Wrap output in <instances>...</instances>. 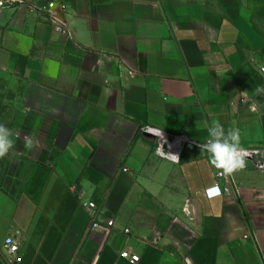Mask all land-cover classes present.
Segmentation results:
<instances>
[{"label":"crops","instance_id":"1","mask_svg":"<svg viewBox=\"0 0 264 264\" xmlns=\"http://www.w3.org/2000/svg\"><path fill=\"white\" fill-rule=\"evenodd\" d=\"M30 1L0 14V123L20 135L0 159V264H133L124 249L134 264H264V168L209 198L217 169L190 142L218 120L264 147V0Z\"/></svg>","mask_w":264,"mask_h":264},{"label":"clouds","instance_id":"2","mask_svg":"<svg viewBox=\"0 0 264 264\" xmlns=\"http://www.w3.org/2000/svg\"><path fill=\"white\" fill-rule=\"evenodd\" d=\"M256 95H264V87L256 88ZM256 110V105H253ZM208 138L199 147L201 152L209 154L210 163L218 170L219 175L227 179L235 173L246 168L247 157L250 153L241 146V130L238 127L229 126L225 129L218 120L213 121L207 127ZM15 137V138H14ZM20 139L18 132L0 123V159H3L16 146V141ZM36 141L33 136L24 137V147L31 150L35 147ZM172 159L178 161L176 155L171 154ZM210 195H220L218 187L207 190Z\"/></svg>","mask_w":264,"mask_h":264},{"label":"built area","instance_id":"3","mask_svg":"<svg viewBox=\"0 0 264 264\" xmlns=\"http://www.w3.org/2000/svg\"><path fill=\"white\" fill-rule=\"evenodd\" d=\"M21 6H28L33 9H38V10L41 9V7H39L34 2H31L30 0H0V14L8 8H18ZM46 13H47L46 14L47 20L58 32L71 35L72 30H71L70 25L65 19H63L59 15L58 11L47 10ZM259 72L264 77V64H261L259 66ZM246 101H247L246 99L242 100L243 103H245ZM190 142L198 147L201 143H204V142H197V141H190ZM242 147L250 153V155L247 157L245 169H248L252 166L263 169L264 168V147H253V146H242ZM122 170L126 172L128 171V168L124 167L122 168ZM215 176H216V183L214 186L218 187L220 189V193H221L220 195H223L226 191V186H233L235 174L232 177H228L227 179H225L224 177H221L219 175L218 170H216ZM210 188H207L205 190L206 195L209 198H213L217 196V195L209 194L207 190ZM83 207L89 213V216L91 218V224H90L91 230H101L106 235H109L115 230L116 220L113 217L105 216L102 218L100 207L96 201L94 200L86 201L83 203ZM123 232L126 234H129L131 233V228L126 227L123 229ZM5 246L7 248L8 253L12 256H15L19 252L20 244L15 235H9L6 238ZM121 256L123 258H126L133 264L140 261L139 254L137 253L131 254L129 250L127 249L122 250ZM11 264H17L16 257H14V259L11 261Z\"/></svg>","mask_w":264,"mask_h":264},{"label":"trees","instance_id":"4","mask_svg":"<svg viewBox=\"0 0 264 264\" xmlns=\"http://www.w3.org/2000/svg\"><path fill=\"white\" fill-rule=\"evenodd\" d=\"M233 3H235V5H237V3H236V1H235V0H233Z\"/></svg>","mask_w":264,"mask_h":264},{"label":"water","instance_id":"5","mask_svg":"<svg viewBox=\"0 0 264 264\" xmlns=\"http://www.w3.org/2000/svg\"><path fill=\"white\" fill-rule=\"evenodd\" d=\"M228 188H230V186H226V190H227Z\"/></svg>","mask_w":264,"mask_h":264}]
</instances>
